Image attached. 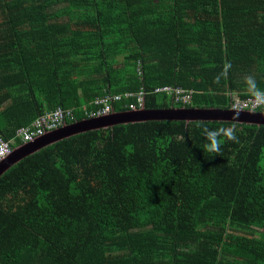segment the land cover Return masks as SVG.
Returning a JSON list of instances; mask_svg holds the SVG:
<instances>
[{
	"label": "trees",
	"instance_id": "16d2710c",
	"mask_svg": "<svg viewBox=\"0 0 264 264\" xmlns=\"http://www.w3.org/2000/svg\"><path fill=\"white\" fill-rule=\"evenodd\" d=\"M140 93L144 110L258 93L264 113V0H0L12 150L57 107L70 124L105 95L139 110ZM233 125L204 149L203 127ZM0 264H264V126L148 120L41 148L0 175Z\"/></svg>",
	"mask_w": 264,
	"mask_h": 264
},
{
	"label": "water",
	"instance_id": "95a60500",
	"mask_svg": "<svg viewBox=\"0 0 264 264\" xmlns=\"http://www.w3.org/2000/svg\"><path fill=\"white\" fill-rule=\"evenodd\" d=\"M148 120H186L188 121H221L247 125L264 126V113L257 111H234L216 108L183 110H132L124 112H111L106 115L87 120L65 124L61 128L39 137L31 143L18 146L0 163V175L17 164L26 156L48 147L60 140L80 133L105 129L117 125L139 123Z\"/></svg>",
	"mask_w": 264,
	"mask_h": 264
},
{
	"label": "built area",
	"instance_id": "2783aa9c",
	"mask_svg": "<svg viewBox=\"0 0 264 264\" xmlns=\"http://www.w3.org/2000/svg\"><path fill=\"white\" fill-rule=\"evenodd\" d=\"M167 87L156 89L155 92L167 91ZM182 91H184L182 89ZM177 91V93L182 92ZM141 93L137 97L138 107L142 108V97ZM125 97L131 96V94H124ZM190 94H186L183 99L188 100ZM121 97L119 95H105L101 99H95L94 105L98 106L99 109L88 113L91 118L100 117L111 112L112 108L110 103L120 101ZM232 110L234 111H256L263 104L262 95L255 94L245 99H240L238 97L233 98ZM132 109L134 106H130ZM134 110V109H133ZM74 113L70 108L57 107L48 113L37 117L30 126L21 127L17 134L22 137L23 143L32 142L36 138L44 136L50 131H54L58 128L64 126L68 121H72ZM11 153V148L7 143L0 140V160L6 158Z\"/></svg>",
	"mask_w": 264,
	"mask_h": 264
},
{
	"label": "clouds",
	"instance_id": "9594fccd",
	"mask_svg": "<svg viewBox=\"0 0 264 264\" xmlns=\"http://www.w3.org/2000/svg\"><path fill=\"white\" fill-rule=\"evenodd\" d=\"M202 132L207 141V143H205L203 147L206 151H210V152H218L220 150V145L222 143L221 137H225L229 140L236 139L234 125L227 129L223 127L219 129H208L207 127H203ZM27 143H31V142H27ZM11 152H12V148H11Z\"/></svg>",
	"mask_w": 264,
	"mask_h": 264
},
{
	"label": "bare ground",
	"instance_id": "6f19581e",
	"mask_svg": "<svg viewBox=\"0 0 264 264\" xmlns=\"http://www.w3.org/2000/svg\"><path fill=\"white\" fill-rule=\"evenodd\" d=\"M5 158H2L1 160H0V163L4 160Z\"/></svg>",
	"mask_w": 264,
	"mask_h": 264
},
{
	"label": "rangeland",
	"instance_id": "374dc122",
	"mask_svg": "<svg viewBox=\"0 0 264 264\" xmlns=\"http://www.w3.org/2000/svg\"><path fill=\"white\" fill-rule=\"evenodd\" d=\"M51 132V131H50ZM49 133V132H48ZM48 133H46V134H48Z\"/></svg>",
	"mask_w": 264,
	"mask_h": 264
}]
</instances>
